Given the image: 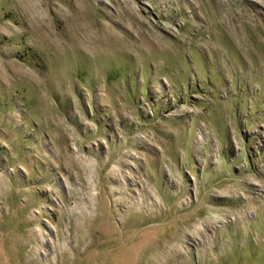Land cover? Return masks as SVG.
<instances>
[{"label":"rangeland","instance_id":"374dc122","mask_svg":"<svg viewBox=\"0 0 264 264\" xmlns=\"http://www.w3.org/2000/svg\"><path fill=\"white\" fill-rule=\"evenodd\" d=\"M0 264H264V0H0Z\"/></svg>","mask_w":264,"mask_h":264}]
</instances>
